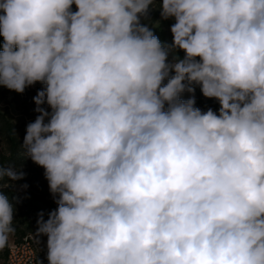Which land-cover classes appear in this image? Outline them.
<instances>
[{"label": "clouds", "instance_id": "1", "mask_svg": "<svg viewBox=\"0 0 264 264\" xmlns=\"http://www.w3.org/2000/svg\"><path fill=\"white\" fill-rule=\"evenodd\" d=\"M0 38V87L42 85L47 264H264V0H0ZM25 175L0 164V251Z\"/></svg>", "mask_w": 264, "mask_h": 264}, {"label": "rangeland", "instance_id": "2", "mask_svg": "<svg viewBox=\"0 0 264 264\" xmlns=\"http://www.w3.org/2000/svg\"><path fill=\"white\" fill-rule=\"evenodd\" d=\"M159 4H154V10L151 12L150 19L145 21L153 28L154 33L159 36L161 41L171 43L172 36L170 33L171 20H162L158 10ZM183 56V53H180ZM42 87L41 84L29 87L23 94L10 91L7 88L0 87V156L2 154H9V143L5 136L4 121L6 119L13 125H18L17 136L24 139L26 125L34 121L37 113L34 111L35 104L33 97L36 95L37 90ZM188 94H185V99ZM197 106L206 110L211 107L213 110L218 108L213 105L215 100L207 99L202 96L200 90L195 93ZM27 162L21 166H11L18 171H23L26 175L25 178L18 181L8 180L3 186L2 190L8 196L9 200L13 203L15 208L14 213V226L16 231L10 236L20 239L27 233L36 231L37 228V214L41 211L45 216L48 215V204L44 196L48 195L49 187L46 179L44 178L43 168L34 164L30 158L26 157ZM27 184L26 189L22 185ZM7 247L0 251V264H7Z\"/></svg>", "mask_w": 264, "mask_h": 264}, {"label": "built area", "instance_id": "3", "mask_svg": "<svg viewBox=\"0 0 264 264\" xmlns=\"http://www.w3.org/2000/svg\"><path fill=\"white\" fill-rule=\"evenodd\" d=\"M46 203L48 204V212L56 208V204L53 201V197L50 193L44 196ZM32 231L27 233L20 239L13 238L9 241L7 247V264H38L39 260L43 261V264H47L46 260V237H41V242L38 244L33 239Z\"/></svg>", "mask_w": 264, "mask_h": 264}, {"label": "trees", "instance_id": "4", "mask_svg": "<svg viewBox=\"0 0 264 264\" xmlns=\"http://www.w3.org/2000/svg\"><path fill=\"white\" fill-rule=\"evenodd\" d=\"M0 39H2V38H0ZM198 89H199V87L196 88V92L198 91ZM214 104H215L216 108L219 107V105L216 101L213 102V105ZM3 121H4L3 124H4V129H5V136L7 138L8 143H9V154L8 155L2 154L0 156V164H2L4 167L21 166L24 163H26L27 160H26V157L24 155L25 149L22 147L23 140L17 136L16 129L18 128V125H13V124L9 123L6 119H3ZM7 181H8V178L5 177V179L3 181V185ZM45 219H47V216H45Z\"/></svg>", "mask_w": 264, "mask_h": 264}]
</instances>
